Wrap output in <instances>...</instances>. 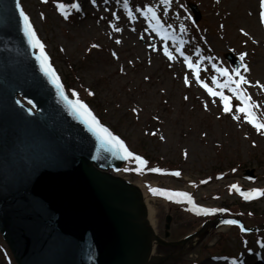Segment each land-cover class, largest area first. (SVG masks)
<instances>
[{
  "label": "rangeland",
  "instance_id": "1",
  "mask_svg": "<svg viewBox=\"0 0 264 264\" xmlns=\"http://www.w3.org/2000/svg\"><path fill=\"white\" fill-rule=\"evenodd\" d=\"M110 1L115 4L118 0ZM80 2L84 5L88 0ZM96 2L99 8H86L87 13L65 22L54 9L40 7L36 0H21L45 50L55 58L56 71L60 77L67 78L70 89H74L71 97L90 100L96 115H102L106 126L116 128L118 135L126 139L136 153L148 154L157 162L142 165L130 159L118 175L139 186L147 195L151 221L162 237L168 215L172 216L173 240L187 235L184 226L197 230L206 220L221 217L237 221L233 228L212 224L182 253L180 248L157 247L155 255L180 253L177 259L165 264H228L222 262L228 260L219 259L224 255L222 252L226 256H237L244 250H257L264 243V233L241 231L240 225L245 224L247 229L264 226V198L246 204L229 188L231 184H238L264 190V135L247 124L244 115L236 111L242 105L227 88L222 91L231 98L233 112L224 113L219 97L210 96L186 68L179 46L175 59L168 60L163 54L166 45L160 41L161 47L144 45L131 31L129 22L122 31H115L112 27L116 23L114 12L104 6L105 0ZM187 3L199 7L201 21L196 25L191 22ZM170 7V12H160L161 18L169 30L173 26L178 28L180 40L186 34L190 44L185 55L200 64L204 69L201 81L214 91L221 89L212 84L213 77L221 83L226 82L216 73L215 67L233 70L225 54L230 51L238 59L242 53L248 54L242 64L246 63L249 71L243 72V65L241 71L251 86L244 87L243 91L251 97L253 115L264 123V21L259 16L264 9L260 7V0H172ZM175 17L178 18L176 22ZM181 25L186 29L184 32L179 30ZM125 33L132 35L129 41L120 36ZM94 44L98 47L93 48ZM185 77L188 84L184 82ZM237 116L239 120L234 118ZM161 136L164 139H160ZM154 168H180L182 179L152 176L148 172ZM152 189L172 193L189 191L200 207L216 212L207 218L196 212L192 214L181 197L168 199L154 195ZM177 199L181 202L177 203ZM222 209L228 211L221 213ZM246 213L249 216L245 217ZM220 232H224L227 239L206 248L215 243ZM10 255L0 236V264H14ZM254 255L249 258L251 261L264 264V261L257 262L262 255Z\"/></svg>",
  "mask_w": 264,
  "mask_h": 264
},
{
  "label": "water",
  "instance_id": "2",
  "mask_svg": "<svg viewBox=\"0 0 264 264\" xmlns=\"http://www.w3.org/2000/svg\"><path fill=\"white\" fill-rule=\"evenodd\" d=\"M4 1L20 21L16 0ZM4 41L2 34L0 232L17 262L163 263L151 256L153 241L162 242L149 227L140 191L94 167L118 168L121 159L71 111L49 78L37 76L45 86L40 94L26 90L34 74L22 77L40 65L28 57L25 72L22 54L9 52ZM18 93L35 103L38 115L18 103Z\"/></svg>",
  "mask_w": 264,
  "mask_h": 264
},
{
  "label": "snow or ice",
  "instance_id": "3",
  "mask_svg": "<svg viewBox=\"0 0 264 264\" xmlns=\"http://www.w3.org/2000/svg\"><path fill=\"white\" fill-rule=\"evenodd\" d=\"M44 3H48L49 0H43ZM96 0H92V3L95 4ZM161 3L163 5H170L172 3V0H161ZM124 6L125 9L128 10V16L129 19H133L132 16V10L129 9L128 7V0H124ZM57 9L60 11V14L64 19H69V15L67 11L65 10V5L63 3H58L56 5ZM74 8L77 12L80 11V5L79 4H73L71 6ZM260 7L264 9V0H260ZM16 9L19 11V17L21 18L23 22V31L24 35L27 37L30 45L34 49L39 50V55L36 57V59L40 62V66L42 71L46 76H48L51 80V82L55 85L56 89L60 92L61 96L64 97V99L69 103V105L72 107L74 112L78 114L80 117L83 118V122L86 123L89 127V130L92 131L94 134L97 135L98 139L101 141L102 145L105 146H110L111 149H114L117 153H122L123 156L122 158L124 159H129L133 158L136 161H139L140 164L145 165L147 162L143 160L139 156H133V153L128 151L127 147L125 146L124 142L120 140L118 137L114 136L111 132L106 127H103L100 122L96 119V117L89 111L87 105L82 103L79 99L76 101H70L68 100L67 96H64V90L63 86L59 82V77L56 75L55 70L52 68L51 64L48 61V56L45 53V46L43 43H41V40L38 38L36 30L33 27V24L30 20V17L25 13V10L21 6V0H16ZM137 11H141V9H137ZM143 16L144 19L149 22V25L152 27V31H154L157 35L161 36V39H167L166 36L162 35L164 31V24L162 22L161 17L157 14V11L153 7H147L146 10L143 11ZM115 15V14H114ZM260 19L261 21H264V11H261L260 14ZM112 27L116 31H122L116 25H112ZM223 27V25H221ZM134 30V29H133ZM181 32H184L186 29L184 28L183 25L180 26L179 29ZM244 35L247 36V33L244 32ZM144 37L141 36V39ZM173 42L175 41V38L173 37ZM116 43H120V41H116ZM184 45L185 41L180 40L178 42V46L180 48V56L183 57L184 61L187 63L188 68L195 74V78L198 82L201 83V87H203L207 93L210 96L213 97H219V100L223 102V111L224 113H232L233 112V107H232V101L231 98L227 95L224 94L222 91L223 89L227 88L229 92L233 93L236 99L240 101V104L242 106L237 107L236 111L244 115V121L251 125L258 133L264 135V123L258 122L256 117L253 115V105L250 103L251 97L246 95L243 91L244 87L251 86L250 82L246 79L245 75L243 72H248L249 68L246 63L243 64V72L241 71V68H236L234 70L229 71L228 69L224 68H219L215 67L216 73H218L220 76H223L225 78V83H221L220 80H218L216 77L212 78V84L215 85L217 88L221 89V91H214L212 87H210L207 83L201 81V69L198 64H194L193 61L190 59L188 55H185L184 53ZM93 48L98 47V45H92ZM164 56L168 58V60H174L175 57L173 56L172 52L169 51L168 47L165 46L163 50ZM113 56L116 55L114 52L112 54ZM197 56L200 55L199 52L196 53ZM247 53H242L239 57L240 61L243 63L246 59ZM208 59H211L209 57ZM203 63V61H201ZM123 71V69H121ZM185 84H188V78L185 77L184 80ZM75 95V94H73ZM185 100L188 99V97H184ZM215 103V100L213 101ZM31 103V101H29ZM205 110L208 109V105H204ZM135 111V110H134ZM235 119L239 120L240 117H234ZM152 135H156V133H152ZM160 139H164V137H160ZM185 158H187L188 153H184ZM139 171V169H137ZM151 171L156 172V173H161V169L159 168H154L151 169ZM162 174H169V173H162ZM172 176L179 177L181 175L180 172H172L170 173ZM204 183H207V181H203ZM235 188L238 192H240V195L243 196L245 200H248L250 198H253V193L252 192H241L239 188H237L236 185L232 186ZM152 193L154 195H163L168 199H172L173 197H181V198H186L188 203H193L192 198L187 194L183 192H160L157 189H152ZM256 197L264 196V192H261L257 190L255 192ZM177 203H180L181 200L177 199ZM195 207V205H193ZM195 211L197 214H203V215H214L216 210L215 209H207V208H195ZM225 224L227 225H236L237 221L232 220V219H226L224 221ZM241 231H244V226L240 225ZM247 243V242H245ZM261 248H264V243L260 244Z\"/></svg>",
  "mask_w": 264,
  "mask_h": 264
},
{
  "label": "bare ground",
  "instance_id": "4",
  "mask_svg": "<svg viewBox=\"0 0 264 264\" xmlns=\"http://www.w3.org/2000/svg\"><path fill=\"white\" fill-rule=\"evenodd\" d=\"M130 5H133V8H130ZM149 5L148 1L143 0H128V7L132 10V16L133 19H129V22L132 24H135L136 20L138 19V16L141 18H144L143 11L145 10L144 7H147ZM85 7H88V4H84ZM117 8V16L116 19V27L119 29H125L127 26V21H121L120 16L124 15L125 17H128V10L125 9L124 6V0L122 2H119L116 6ZM137 9H141V11H137ZM19 24L17 23V18L15 17L14 13L12 11H9L6 6V2L4 0H0V36L2 34L4 35V39L18 49L20 52L24 53L25 51V45L20 37L19 31H18ZM134 29V30H133ZM131 31L137 35V37L140 39L141 36L145 37L141 39L144 43V45L152 44L154 46V40L152 41V37L154 36L152 32L147 27L142 28H134L131 27ZM120 36L125 37L126 40H130L132 35L125 33L121 34ZM169 42V40H167ZM135 44V42H134ZM137 45V44H136ZM141 46V45H140ZM173 46H176V43L173 42ZM127 47V46H126ZM23 57V56H22ZM25 60H27L25 57H23ZM28 71V70H27ZM28 74H34L33 78H27L25 80L26 90L31 91L34 95L40 94V89L44 88L45 86L42 85V83L37 79L38 72L37 69H31L28 71ZM35 86V87H34ZM19 90V89H18ZM145 197V203L148 205V198L147 195ZM149 207V206H148ZM150 208V207H149ZM151 214V213H150ZM251 256L248 255L247 258L249 259ZM254 258V257H253ZM207 264H222V263H207ZM249 264V263H247Z\"/></svg>",
  "mask_w": 264,
  "mask_h": 264
}]
</instances>
